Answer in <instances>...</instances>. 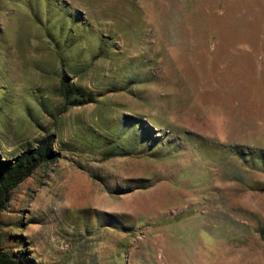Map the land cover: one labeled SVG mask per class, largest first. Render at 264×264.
I'll list each match as a JSON object with an SVG mask.
<instances>
[{
    "label": "rangeland",
    "instance_id": "1",
    "mask_svg": "<svg viewBox=\"0 0 264 264\" xmlns=\"http://www.w3.org/2000/svg\"><path fill=\"white\" fill-rule=\"evenodd\" d=\"M52 133L4 252L264 264V0H0V156Z\"/></svg>",
    "mask_w": 264,
    "mask_h": 264
},
{
    "label": "trees",
    "instance_id": "2",
    "mask_svg": "<svg viewBox=\"0 0 264 264\" xmlns=\"http://www.w3.org/2000/svg\"><path fill=\"white\" fill-rule=\"evenodd\" d=\"M59 93L66 102L70 99L72 105L81 104L84 97L81 91L74 89L65 79L61 81ZM76 95L78 97H75ZM56 140L57 137L54 133L41 136L34 142L24 145L22 150L12 158L3 159L0 156V214L7 208L15 188L32 176L41 166L53 162L61 156L60 151L55 147ZM116 148L117 146L105 151V156L112 157L122 154L116 151ZM25 258L26 260L17 259L0 248V264H40L28 256Z\"/></svg>",
    "mask_w": 264,
    "mask_h": 264
}]
</instances>
